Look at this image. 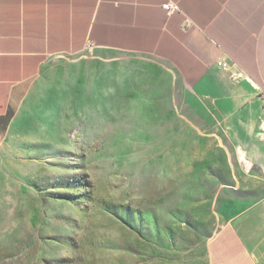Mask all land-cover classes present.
<instances>
[{
	"label": "rangeland",
	"instance_id": "374dc122",
	"mask_svg": "<svg viewBox=\"0 0 264 264\" xmlns=\"http://www.w3.org/2000/svg\"><path fill=\"white\" fill-rule=\"evenodd\" d=\"M97 58L130 56L51 58L0 138V264H213L215 243L230 264L226 227L264 210L252 138L173 75L135 109L75 110Z\"/></svg>",
	"mask_w": 264,
	"mask_h": 264
},
{
	"label": "crops",
	"instance_id": "0c3cea01",
	"mask_svg": "<svg viewBox=\"0 0 264 264\" xmlns=\"http://www.w3.org/2000/svg\"><path fill=\"white\" fill-rule=\"evenodd\" d=\"M166 1L0 0V138L45 64L91 43L130 58L89 61L72 91L75 110L135 109L153 94L147 88H164L161 78L173 75L216 118L230 120L237 138H252L248 156L264 175V0H174L181 11L170 15ZM224 232L239 246L226 262L264 264L261 207ZM216 244L213 264H225Z\"/></svg>",
	"mask_w": 264,
	"mask_h": 264
},
{
	"label": "built area",
	"instance_id": "2783aa9c",
	"mask_svg": "<svg viewBox=\"0 0 264 264\" xmlns=\"http://www.w3.org/2000/svg\"><path fill=\"white\" fill-rule=\"evenodd\" d=\"M162 7L167 11V13L170 15V14H173L174 12L176 11H181V8H180V5L174 1V0H167L165 3H163ZM192 24V21L187 18L185 20V26H189ZM93 44H89L88 47H92ZM263 99H264V95H263Z\"/></svg>",
	"mask_w": 264,
	"mask_h": 264
}]
</instances>
